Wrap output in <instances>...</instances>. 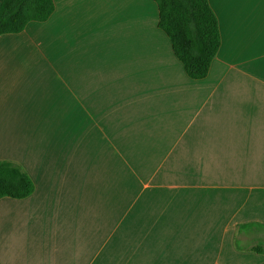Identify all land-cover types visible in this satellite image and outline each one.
<instances>
[{"label":"crops","instance_id":"obj_1","mask_svg":"<svg viewBox=\"0 0 264 264\" xmlns=\"http://www.w3.org/2000/svg\"><path fill=\"white\" fill-rule=\"evenodd\" d=\"M53 1L0 36V161L35 184L0 264H264V0H209L202 80L154 0Z\"/></svg>","mask_w":264,"mask_h":264},{"label":"trees","instance_id":"obj_2","mask_svg":"<svg viewBox=\"0 0 264 264\" xmlns=\"http://www.w3.org/2000/svg\"><path fill=\"white\" fill-rule=\"evenodd\" d=\"M158 27L170 39L173 52L192 80L208 76L221 35L218 18L209 0H154ZM55 10L53 0H3L0 36L17 34L32 21L45 22ZM35 191L31 177L16 163L0 161V198L24 199ZM257 251H261L256 248Z\"/></svg>","mask_w":264,"mask_h":264}]
</instances>
